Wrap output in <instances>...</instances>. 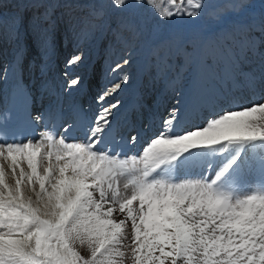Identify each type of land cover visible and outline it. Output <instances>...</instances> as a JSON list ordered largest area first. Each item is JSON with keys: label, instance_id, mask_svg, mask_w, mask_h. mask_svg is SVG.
I'll return each mask as SVG.
<instances>
[{"label": "snow or ice", "instance_id": "obj_1", "mask_svg": "<svg viewBox=\"0 0 264 264\" xmlns=\"http://www.w3.org/2000/svg\"><path fill=\"white\" fill-rule=\"evenodd\" d=\"M168 2L176 11L163 15L153 0H105L79 18L65 6L78 42L97 31H110L121 45L144 37L155 78L186 79L182 103L193 112L206 113L222 94L240 88L264 90V17L247 23L226 18L242 12L247 0H181L178 8L176 0ZM56 6L21 0L7 22L0 19L7 39L17 41L21 74L27 35L35 37L39 57L38 67L27 60V70L46 74L57 51ZM145 13L160 22L196 23L161 38L159 23L146 35ZM83 60L77 54L68 64ZM109 71L122 72V66ZM83 80L72 79L69 90ZM128 82L122 72L120 83L98 95L101 109L82 138L73 136L75 124L62 111L49 107L33 116L27 96L24 122L63 120V131L46 127L39 139L27 140L0 132V264H264V102L206 115V126L183 134L174 130L181 118L173 106L142 154L128 156L125 149L140 134L118 139L113 123L123 104L103 105ZM249 175L258 190H222L242 187Z\"/></svg>", "mask_w": 264, "mask_h": 264}, {"label": "bare ground", "instance_id": "obj_2", "mask_svg": "<svg viewBox=\"0 0 264 264\" xmlns=\"http://www.w3.org/2000/svg\"><path fill=\"white\" fill-rule=\"evenodd\" d=\"M13 2L14 1H12L11 3ZM17 2L21 3V0H15V3ZM103 2H105V0H81L78 2L69 1L66 3H63V1H59V0H48V3L57 5L56 7H54L52 11V19L57 21V33L60 31L62 32L64 31L61 28V22L65 23L64 18L68 16L66 15V13L69 11V8L65 6L66 4L70 3L72 5L71 12H73V16L76 13H78L77 16H84V14L86 15L88 14L91 7L93 6L99 7ZM153 4L156 10L161 15H163L164 11L162 7L160 6V4H158L157 2H153ZM259 4L261 5L263 4V6L258 7V8L256 7L257 9V10L255 9L256 11L246 13L245 17H243L242 19L235 18V19H230L229 21L239 20L245 23L250 22L253 19L259 21V19L264 17V0H260ZM40 10L42 11L43 9H32L33 12L40 11ZM150 15L148 13H145L142 16L144 25L146 29L148 30L146 31V35L150 32L152 27L156 25L157 23H159V30H160L161 38H165L170 33L174 32V31L168 30V26H167L168 22H160L159 17L155 15L153 16H150ZM73 22H75V20H73ZM111 26L115 27L114 22L111 24ZM65 31L67 34L66 37H70L69 36V32H70L69 25L67 29H65ZM107 34L108 32H105L103 34L100 33L99 31L95 32L94 35L96 38L94 41V45L92 46L93 47L92 52L94 54L97 53L99 49H102V45L106 44V39H109V36L108 37L106 36ZM0 39H1V34H0ZM27 39H30V36L27 35L25 40ZM111 41H112L111 42L112 44L114 42L113 36L111 38ZM133 41L135 42L133 43ZM131 43L133 45L128 48L131 53L130 64L127 65V69L122 68V72L129 70L130 72L129 82L127 84H122L121 90H118L116 94L108 97L107 101L103 102L104 106H110V103H114L117 100H119L121 97H123L124 99V101L122 102L123 107L129 106L131 108V106L135 104V100H134L135 98L134 96H131L132 94L134 95V91H138L142 89L146 90L148 88H151V90L153 91L158 90L159 98L157 102L159 103V107L155 108L151 106L146 109H141L144 111L145 119L147 121H145V124L142 125V139L139 141L138 144H136V148L137 147L138 148L131 155L142 154L143 147H146L147 144L150 143V138H155V135L158 134V131L163 130V126L161 124V118L167 117L168 111H170L173 106H177V105L179 106L180 118H181V124L176 125L174 130L179 132L180 134H183L185 130H197L198 127L206 126V119H205L206 115L211 116V115L222 114L224 110H232V109L239 110L240 108L244 106H249L253 103H256L257 101L264 102V90H261V92H258L259 89H257L255 92H253V91L247 90L246 88H240V89L231 91L227 94H222L215 101V103L208 108L206 113L193 112L191 109L187 108L184 105V103H182L181 93L185 92L186 90L187 80L186 79L176 80L175 74H170L169 79L167 81L163 78H160V79L155 78V73H153V69H151L149 65V51L147 47L144 45V37H141L140 39L129 38L127 44L129 45ZM81 44H83V41ZM99 53H101V51ZM61 55L62 57H64L63 54ZM61 55L57 56L56 59L58 60L61 57ZM109 55H110V60L107 59V64L108 66H111L110 64H112V62L116 58L115 56L113 57L112 54L110 53ZM52 61L53 60L50 61L47 67V71H48V73L46 72L47 75H49V73L51 72L50 71L51 68L54 67L52 65ZM180 62L181 61L179 59L176 60L177 64H179ZM118 63L122 64V66L124 65L123 61H120V62L118 61L117 64ZM122 72H117V73L111 72L107 76L106 81L104 83L97 85L99 86L98 91H101L100 93H102L105 90V88L110 89L114 87L116 83H120L121 82L120 74ZM145 73H148L151 76L144 77ZM151 82H154V84L150 85ZM156 84H159V89L153 87ZM84 86L85 85L82 84L80 89H84ZM146 86H149V87L147 88ZM94 90L96 91L97 89L94 87ZM101 106H102L101 103H98L96 107V110L98 111V113L101 109ZM149 123L150 125H148ZM180 178L181 179H185V178L198 179L199 177L198 176H191V177L181 176ZM245 179H246V183L240 188H236V189L231 188V189H222V190L239 192L241 194H247L252 191L258 190L259 185L257 182V178L255 176L249 175Z\"/></svg>", "mask_w": 264, "mask_h": 264}, {"label": "rangeland", "instance_id": "obj_3", "mask_svg": "<svg viewBox=\"0 0 264 264\" xmlns=\"http://www.w3.org/2000/svg\"><path fill=\"white\" fill-rule=\"evenodd\" d=\"M153 1H155V2H157V1H159L161 4H162V7H163V9H164V11H166V10H172V11H176V8H172V6H171V4L168 2V0H153ZM249 1V0H248ZM247 1V2H248ZM260 1V0H259ZM259 1L258 0H255L254 2H251V5L252 6H254L252 9L250 8V9H248V6L249 5H247V3H246V5H245V7H244V10L242 11V12H240L239 14H233L234 16H236V17H241L244 13H245V11H246V13H248V12H253V11H256L257 9H256V7L258 8V7H261V6H263V4L261 5V4H259ZM159 2H157L158 4H159ZM180 2H181V0H176V4H177V8L179 7V5H180ZM256 9V10H255ZM3 10H5V9H3ZM5 11H7V10H5ZM43 11V10H42ZM165 13V12H164ZM246 13H245V15H246ZM245 15L243 16V17H245ZM232 16V13H228L227 14V20H230V19H235L236 17H231ZM231 17V18H230ZM207 17L205 16V17H202V19H206ZM230 18V19H229ZM237 19V18H236ZM196 22L195 21H190V20H183V19H176V18H172L171 20H170V24H169V26H170V28L171 29H178V30H189L194 24H195ZM174 32H177V31H174ZM71 39V38H70Z\"/></svg>", "mask_w": 264, "mask_h": 264}]
</instances>
